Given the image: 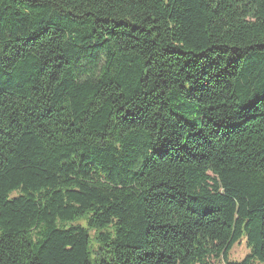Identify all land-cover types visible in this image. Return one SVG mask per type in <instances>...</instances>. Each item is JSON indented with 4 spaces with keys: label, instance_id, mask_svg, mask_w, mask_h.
I'll return each instance as SVG.
<instances>
[{
    "label": "trees",
    "instance_id": "1",
    "mask_svg": "<svg viewBox=\"0 0 264 264\" xmlns=\"http://www.w3.org/2000/svg\"><path fill=\"white\" fill-rule=\"evenodd\" d=\"M218 261L264 264V0H0V264Z\"/></svg>",
    "mask_w": 264,
    "mask_h": 264
},
{
    "label": "rangeland",
    "instance_id": "2",
    "mask_svg": "<svg viewBox=\"0 0 264 264\" xmlns=\"http://www.w3.org/2000/svg\"><path fill=\"white\" fill-rule=\"evenodd\" d=\"M80 224L83 225V227H85L83 222H80ZM89 235L93 237L94 233L90 231ZM247 254H248V249L246 247L245 241L242 240L238 244H236L231 250L230 255H229V261L230 262H240L245 258ZM215 264H225V263H223L222 261H218Z\"/></svg>",
    "mask_w": 264,
    "mask_h": 264
}]
</instances>
